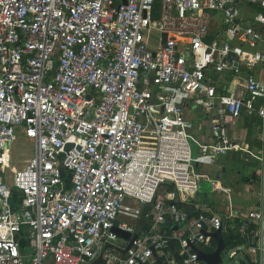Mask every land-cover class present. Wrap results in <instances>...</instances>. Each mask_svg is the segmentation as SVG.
Returning a JSON list of instances; mask_svg holds the SVG:
<instances>
[{
	"label": "built area",
	"instance_id": "built-area-1",
	"mask_svg": "<svg viewBox=\"0 0 264 264\" xmlns=\"http://www.w3.org/2000/svg\"><path fill=\"white\" fill-rule=\"evenodd\" d=\"M240 2L256 8L253 24ZM214 10L224 20L212 33ZM258 65L264 0H0V264H180L170 241L181 264H207L198 250L212 252L218 229L244 241L231 258L264 264V151L229 130L245 112L264 134ZM243 71L232 93L218 91ZM192 106L207 142L191 133ZM20 131L34 155L17 168ZM193 145L205 158L258 159V203L238 217L231 191L197 171ZM201 180L222 212L199 200Z\"/></svg>",
	"mask_w": 264,
	"mask_h": 264
},
{
	"label": "crops",
	"instance_id": "crops-1",
	"mask_svg": "<svg viewBox=\"0 0 264 264\" xmlns=\"http://www.w3.org/2000/svg\"><path fill=\"white\" fill-rule=\"evenodd\" d=\"M247 24H253V16L246 17ZM219 27L215 22L212 26V33ZM259 46V49H262ZM259 78H264V71L261 66H257L250 71ZM246 71H243L241 75H236L234 73L226 74L223 76L222 81L219 83V92L232 93L235 86L238 83L243 82V77L246 75ZM226 78V80H224ZM185 118L193 124L191 133L197 138L204 142L209 141L211 137V131L208 123L206 122V117L200 108L195 106L189 107L185 110ZM231 136L239 141V143H247L249 147L257 153L264 151V134H263V124L262 120L258 116L248 115L244 112L240 119L232 121L229 127ZM193 153L195 160L196 169L199 173H208L213 179L220 180L222 184L227 187L232 194L234 207L237 216L240 217L243 212L251 207H254L258 203V192L262 188L263 179L262 175V163L252 157L243 153L241 151H231L224 155L202 157L200 151L196 145H193ZM203 181L211 182L213 184L212 192L210 197L214 199V207L218 211H223L224 207H219L217 204V199L221 197L219 194H215L214 183L208 180ZM202 190V185L200 184V191ZM234 218V220H239V218ZM233 220V219H231ZM255 242V241H254ZM244 241L242 244L243 245ZM236 245V246H239ZM234 246V247H236ZM226 250H229L226 248ZM245 260H249L254 264L251 259L244 255ZM245 261L244 259H240ZM247 262V261H246ZM248 264V262H247Z\"/></svg>",
	"mask_w": 264,
	"mask_h": 264
},
{
	"label": "rangeland",
	"instance_id": "rangeland-1",
	"mask_svg": "<svg viewBox=\"0 0 264 264\" xmlns=\"http://www.w3.org/2000/svg\"><path fill=\"white\" fill-rule=\"evenodd\" d=\"M238 9H239L240 14L244 17H248V19L250 16L251 17L254 16L256 12V8L253 5L248 4L247 2H240L238 4ZM212 17H213L214 22L217 23V25L220 26L221 23H223L224 14L222 11L214 10L212 12ZM158 38H159L158 31L153 30L152 31V47H155L157 45ZM11 150H12L11 154L13 158V164L15 163L14 165L17 168H22L25 166L27 159L31 158L34 155V143L29 138H27L22 133V131H20L17 135L16 141L13 143L11 147ZM200 184L202 185V190L198 194L199 200L214 203L213 197H210L213 184L207 181H203ZM168 188L169 186L167 183L162 185L158 192L160 194L159 196L162 197ZM240 259L245 260V257L239 255L234 258H231L230 251L225 250L222 253V261L219 264H238L241 261ZM245 261H247L248 264H252L247 259Z\"/></svg>",
	"mask_w": 264,
	"mask_h": 264
},
{
	"label": "water",
	"instance_id": "water-1",
	"mask_svg": "<svg viewBox=\"0 0 264 264\" xmlns=\"http://www.w3.org/2000/svg\"><path fill=\"white\" fill-rule=\"evenodd\" d=\"M167 39V35L163 34V42H165ZM90 98V97H88ZM71 144L68 145L67 148H70ZM174 186V185H173ZM179 199L178 197H176V199L172 202L173 203H178ZM189 208V217L193 215V213L195 212L194 209L191 208L190 205H188ZM182 225V223H177V224H173L171 226V228H178ZM120 236L125 237L127 239H129L130 237V233L123 231L117 227H115L114 229ZM212 236L214 237V239L217 242V246L216 248L212 251V252H205L202 250H198L199 256L202 260H204L207 264H219L222 261V253L226 250V243H225V239L223 237L222 231L221 229L216 230L215 232L212 233ZM255 241V238L253 239V242ZM170 248L171 251L173 253V255L177 258V260L179 261V263H182V257L179 255L176 247H175V243L174 241H170ZM100 261H102V259H99ZM238 264H247L246 261H240Z\"/></svg>",
	"mask_w": 264,
	"mask_h": 264
},
{
	"label": "trees",
	"instance_id": "trees-1",
	"mask_svg": "<svg viewBox=\"0 0 264 264\" xmlns=\"http://www.w3.org/2000/svg\"><path fill=\"white\" fill-rule=\"evenodd\" d=\"M14 192H15V194H14V200H15V198H17L19 196V193L16 190H14ZM236 221H238V220H236ZM223 237L225 239L227 249H230L236 245L243 243V240L240 239L235 234L229 235L226 232H223ZM23 245H25V242L23 243ZM216 246H217V242H216V240H213V248H211L210 250L213 251L216 248Z\"/></svg>",
	"mask_w": 264,
	"mask_h": 264
},
{
	"label": "bare ground",
	"instance_id": "bare-ground-1",
	"mask_svg": "<svg viewBox=\"0 0 264 264\" xmlns=\"http://www.w3.org/2000/svg\"><path fill=\"white\" fill-rule=\"evenodd\" d=\"M15 164V163H14Z\"/></svg>",
	"mask_w": 264,
	"mask_h": 264
}]
</instances>
